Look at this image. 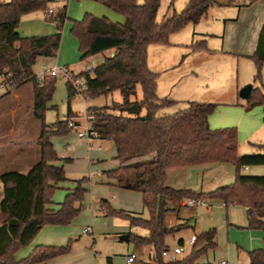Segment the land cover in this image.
I'll list each match as a JSON object with an SVG mask.
<instances>
[{
  "label": "trees",
  "instance_id": "16d2710c",
  "mask_svg": "<svg viewBox=\"0 0 264 264\" xmlns=\"http://www.w3.org/2000/svg\"><path fill=\"white\" fill-rule=\"evenodd\" d=\"M81 1V0H76ZM112 10L123 17L122 23L111 22L106 17L85 14L81 20L71 21L70 35L77 40L80 60L96 55L104 60L91 72L77 75L84 81L85 89L78 93L66 83L68 99L81 94L87 100L119 92L122 101L107 107H88L89 139L109 140L113 143L117 167L104 173L108 182L126 191L142 195L148 218L114 210L103 202L100 209L107 215L127 221L131 226L148 232L141 237L129 234L127 239L152 249L156 264H195L208 250L213 249L215 231L197 236L190 253L177 263L166 262L162 252L168 248L165 238L178 229L163 224L170 210L167 202L188 199L218 200L245 208L247 230L264 232V176H249L242 170L264 165V153L238 155L237 130L234 127L211 130L208 117L216 105L187 102L175 113L158 116L176 102L156 95L158 73L146 63V49L150 44L167 45L169 35L187 24L196 25L213 6L252 5L258 0H189L184 9L172 11L160 22L155 17L160 0H88ZM44 0H0V76L10 75L12 92L24 85L32 86V112L40 123L36 141L39 161L27 172H5L0 175V264H41L70 251L65 246H36L26 257L15 260L17 251L28 248L45 226H67L83 208L87 192V178L68 180L60 166L51 138L65 136L72 129L69 121L75 116L70 109L63 120L46 124L44 114L55 90V79L45 78L41 85L35 81L32 67L38 57L57 55L61 32L67 21L66 5L50 17L55 33L48 36L21 37L17 28L21 18L29 13L44 11ZM172 5V4H171ZM170 8V7H169ZM192 52L207 51L206 41L194 42ZM250 59L254 63L255 87L247 99L246 109L264 108V85L261 69L264 61V21ZM140 88L141 98L137 96ZM264 121V120H263ZM264 149V145H257ZM143 158V159H142ZM132 160H136L131 162ZM211 163L230 164L235 169L234 181L208 193L178 190L164 185L167 170ZM69 182L61 203L52 201L59 184ZM55 205V207H53ZM52 206V207H51ZM249 264H264V249L248 254ZM106 264H112L106 258Z\"/></svg>",
  "mask_w": 264,
  "mask_h": 264
},
{
  "label": "rangeland",
  "instance_id": "374dc122",
  "mask_svg": "<svg viewBox=\"0 0 264 264\" xmlns=\"http://www.w3.org/2000/svg\"><path fill=\"white\" fill-rule=\"evenodd\" d=\"M188 1L189 0H160V5L155 17L156 22H160L164 17L170 15L172 11H176L177 13L181 12ZM259 2L262 1L258 0L252 5L242 8L235 6L210 7L207 14L196 25L189 23L180 30L170 34L167 45H148L146 49L147 66L159 72L157 92L159 94L171 92L175 97H180L181 94L188 93V95L195 96V100L206 98L209 95L206 89L211 90L213 87H219L218 79H216L218 74H220L223 80L225 79L230 83L231 88H234L236 85L235 82L238 81L239 94L247 85H252L254 88L260 87L259 82H254L253 80L255 67L251 59L242 56L219 57L225 58V60L220 61L216 66H214V64L207 66L205 62L196 59L197 57H194L196 55L189 53L192 38L194 39L193 42L203 39V37L196 36V33H200L201 31L202 33H214L213 36H208L204 39L207 40L206 47L219 49L222 43V34L220 33H222L225 20L236 19L238 10L244 8L248 11H243L244 13H242L243 15L238 23L241 26L244 24L243 20L246 18L250 20L260 4L263 3ZM52 6L57 7L60 5L53 3ZM43 19L47 24L54 25L52 22L47 21L45 16ZM236 22L235 20L232 24H237ZM245 26L248 27L247 25ZM63 30L61 32L62 35ZM231 32H233V30H231ZM241 34H243V32L238 34L235 33L234 36L237 35V37L234 39H242ZM62 35L61 41L63 39ZM68 35L69 38L73 39L70 32ZM232 44L234 46V43ZM238 45L240 46L239 49H243L240 44ZM107 55V53L96 55L85 61L79 60V56L77 55L79 64L76 70H84L85 66L91 61L97 66L103 62L104 56ZM214 58H212V62L217 63ZM53 64L54 63H52V65ZM52 65L49 59L39 58L33 66L34 74H39L43 66L49 69ZM225 80L221 81V83L224 82V84H226L227 81ZM245 81L248 82L242 84ZM261 81L264 85V62L261 69ZM224 88L229 89L228 86ZM201 89L204 91L200 93ZM14 93L15 92L7 94L3 96L6 98L0 100V146L4 149H10L12 152L23 150L27 153V156H33V158L37 157L34 162L36 163L39 161L40 157L39 149L36 145L40 133V123L35 119L32 107H29L31 104L29 93L24 98L20 97L19 101L12 98L11 95ZM3 97H0V99ZM140 98L141 91L138 87L137 96L135 98L133 97L132 100H139ZM239 100L240 102H244L240 98ZM121 101L122 97L119 92H113L108 96H99L90 100L85 99L81 94H76L69 100L66 81L61 77L55 78V90L51 100L47 103V109L44 114L45 123L52 124L57 120H63L67 115L68 109H70L72 113H78V115H75L69 121V127L71 126L72 129L67 135L55 136L50 139L54 145L53 148L55 153L57 156H59V153L64 156L67 154L71 156V152L66 150V143H69V146L73 149L71 139H74L82 144H92L91 147L93 152L90 153L94 154L96 152V157L100 160L98 163L95 162L92 165H90L91 162L86 157L83 158V156L82 158L78 157L73 164L66 163L64 159L58 161L59 164L64 167L68 164L67 168L64 169L65 176L68 180H79L85 177L88 181L85 184L87 192L84 195L82 210L73 218L69 225L59 226L64 227L66 230H70L75 234L70 237L73 239L79 237V240L76 239L75 242L72 240L69 241V253L57 257L51 264H106V258H110L112 264H125V257L130 254H135L137 257L133 264H155L154 255L150 248L123 239V236L129 234L141 236L147 235L148 232L140 227L131 226L127 221L111 217L100 209L103 201L106 200L105 205L111 209L134 213L140 218L147 219L148 213L143 206L142 195L138 192L120 189L108 182L103 171L108 169L113 162L110 159L112 147L107 142H96L95 140L87 139V136L83 138L78 137V132L84 133V131L86 132L88 129V121L85 117L88 107H107L114 102L120 103ZM184 107L185 104L183 105V103H181L180 105V103H176L174 106L163 108L158 113V116L175 113ZM76 122H79L77 127H75ZM99 144L102 146V151H97ZM248 146L247 143L241 144L237 152L238 155L246 153L244 151H247ZM83 152H85V150H83ZM28 161L27 159V162ZM227 166L229 165H223L217 168L210 167L211 169H205V171L198 168L196 169L197 171H192L191 174L195 175L197 172L198 183L200 184L204 181V184H207L216 181L218 178H225L227 174L226 170L223 168ZM10 171L17 170L12 169ZM97 173L100 175L98 176ZM233 181L234 179L229 183L231 184ZM69 187H71L69 182L59 184L54 192L52 201L54 203H61L66 193L65 190ZM178 217L190 220L191 224L189 225L194 227V230L188 228L175 232L172 236H168L166 238V243L170 246V251L178 247L177 242L180 238L184 240L185 247L189 248V238L194 234L195 236H199L206 232L210 223L216 228L218 236L221 234V228L224 227L222 224L223 219H225L224 212L222 214L219 212L211 213L210 210H207L203 206H186L179 208L178 212L171 211L166 213L164 216V224L167 227L176 225L179 223ZM231 221L233 220L230 219L229 223H232ZM86 227H90L91 232L89 234L83 233ZM208 255L213 258L211 252L208 253ZM217 258H221L220 251L215 253V259Z\"/></svg>",
  "mask_w": 264,
  "mask_h": 264
},
{
  "label": "crops",
  "instance_id": "0c3cea01",
  "mask_svg": "<svg viewBox=\"0 0 264 264\" xmlns=\"http://www.w3.org/2000/svg\"><path fill=\"white\" fill-rule=\"evenodd\" d=\"M44 1H47L46 9L44 11H36L24 15L19 22L17 32L21 37L48 36L54 34L55 25L47 24L43 18L47 10L52 9L54 12H57L58 8H60L62 5L66 3L65 4L67 7L66 15L68 19L63 26L64 28L63 35L61 34L63 36V39L61 41V45H59L60 49L58 50L57 55L55 57L45 58V59H49L51 61V65L52 63H54L52 66H50V68L53 66L65 65V66H69L70 70L76 75L83 73L84 70H80V71L76 70V67L79 64L77 55L79 56V60L81 56L80 53L78 52L77 40L75 38L73 39L69 38L68 35L71 28V21L81 20L85 14H90L95 17H106L111 22H115V23H122L123 17L113 12L112 10L104 7L101 4L88 0H81V1L44 0ZM260 1H262L263 3L259 2L262 4H260V6L254 12V15L251 16V19L250 20H248L247 18L244 19L243 20L244 24H242L241 26L238 23L243 15L242 13H244L243 11H248L245 10L244 8L238 10L236 19L225 20L222 33H220L222 34L221 35L222 43L219 49L207 47V51L192 52L191 49L189 48L190 51L189 53L196 55L194 57H197L196 59H198L199 61L205 62L207 66L213 64L214 66H216L217 64H219L220 61L225 60V58H219V57L242 56L247 59H250V56L253 54L255 50V46L259 36V31L264 21V0H260ZM53 3H57L60 6L53 7L52 6ZM235 20L237 21L236 22L237 24H232ZM245 25H247L248 27H246ZM231 30H233V32H231ZM230 32L231 34L229 36ZM240 32H243V34H241L242 39L240 40L234 39L235 37H237V35L234 36V34L235 33L238 34ZM213 35L214 33L211 32L202 33L201 31L200 33H196V36L203 37V39L201 40H204L208 36H213ZM193 40L194 39L192 38L191 45L194 43ZM205 41L207 44V40ZM232 43H234V46ZM238 44H240L243 47V49H239L240 46ZM39 58H44V57H38L37 59ZM212 58H214L215 61H217V63H213ZM46 68H47L46 66H43L40 72L47 70ZM149 69L152 72H156L159 74L158 71L153 70L151 68ZM32 71L34 73L33 67H32ZM216 79H218L219 87L218 88L213 87L211 90L206 89L207 93L209 94L208 97L206 98L195 100L194 98L196 97L193 95H188V93L181 94L180 97H175L171 92H167V93L163 92L159 94L157 92L158 79H157L156 95L160 99L162 98L170 99L175 101L176 103H180V105L181 103H183L184 105L187 102H191V101L215 104L216 108L214 112L208 117L209 128L211 130H216V129L234 127L237 130V142H238L237 152L241 144L247 143V145H249L247 151H244L246 153H241L239 154L240 156L264 153V149H260L259 147H257V145H264V133H263L264 108L262 106H256L247 110L246 109L247 100H244L239 96L238 81L235 82L236 83L235 87L231 88V85L227 80L224 79L225 81H227L226 84H224V82L221 83V81L224 80L222 77H220V74H218V77ZM246 82L248 81H245L242 84H246ZM227 86L229 87V89L224 88ZM251 87L252 89L254 88L252 85ZM203 91L204 90L201 89L200 93ZM28 93L30 96V103L32 104V86L30 84L24 85L11 96L13 99L19 101L20 97L24 98L25 96H27ZM4 98L6 97L1 98L0 100ZM239 98L242 99L244 102H240ZM31 104L29 105V107L31 106ZM73 114L78 115V113H73ZM78 124L79 122H76L75 127H77ZM79 133L81 132H78V134ZM90 140L93 141L95 140L96 142H100V143L107 142L112 147L110 159L112 160L113 163H111L110 167L105 171H103V173L116 168L117 161L114 160L116 151L113 143L109 140H99V139H90ZM71 142L73 149H71L69 143H66V150L71 152V156H69L68 154L64 156L63 154L61 155L59 153L58 157L60 160L64 159L66 163L73 164V162L78 157L82 158L83 156V158L86 157L91 162L90 165L94 164L95 162L96 163L99 162L100 159L96 157L97 153L96 152L94 154L90 153L93 152L91 147L92 144L90 143L82 144L78 140H74V139H71ZM83 150H85V152H83ZM97 151H102V146L100 144L97 147ZM36 158L37 157L33 158V156L31 157L27 156V153H25L23 150L12 152L10 151V149H4L1 148L0 146V175L5 172H10V170L12 169L17 170L16 172L25 173L35 164L34 162L36 161ZM27 159L29 160L28 162ZM134 161L136 160H132L131 162ZM53 164L62 167L63 171H65L64 169H66L68 166L67 164L64 167L60 165L58 161L53 162ZM223 165L224 166L229 165L223 168L226 170L227 175L225 176V178L223 179L218 178L216 181L211 183L209 182L207 184H204V181H202L199 184L197 172L195 173V175L191 174L192 171H197L196 169L198 168H201L203 171H205V169L207 170L211 168H217ZM229 167H231L230 164L211 163V164H203V165L170 169L166 171L164 185L178 190H191L192 192L195 193H208L214 191L219 187L225 186V184H230L229 182H231V180L234 179L233 173L235 174V169L233 166L231 168ZM242 173L249 176H264V165L247 167L242 170ZM97 175L99 176L100 174L97 173ZM204 200L206 202V206L203 207L206 208L207 210H210L211 213L219 212L220 214H222L224 212L225 219H223L222 221L224 227L221 228V234L218 236L216 233V228L213 226V224L211 225L210 223L209 228L207 229L206 232L210 230L215 231V237L213 240L215 246L213 249H210L205 254L201 255L195 261V264H218V262L222 259L226 260L227 264H249L248 254L254 250L264 249V232L246 229L247 215L245 208L233 204L226 205L225 203H224L225 206H223V202L218 200H209V199H204ZM185 201L186 200H182V201L171 200L168 201L166 205L167 208L170 210L169 212L171 211L178 212L179 208L186 207ZM103 202H106V200H104ZM53 207H55V205H53ZM230 219L233 220L231 221L232 223H229ZM178 220H179L178 224L173 225L171 227H167L164 224V217H163V224L167 228H173V227L177 228L178 230L176 232L188 228L194 230V227H191V225H189L191 224L190 220L181 219L179 217ZM86 228H90V227H86ZM72 235L75 234L72 233L70 230L64 229V227L45 226L39 231V233L33 239L31 245L26 249L17 251L14 255V258L15 260L23 259L36 246L59 247V246L67 245L68 242L71 240L74 242L76 239L79 240V237L76 239L70 237ZM145 236L147 235H141V237H145ZM166 238H165V245L168 249H170V246L166 243ZM189 240H188L189 248L185 247V243L182 238H180L177 242L178 246L184 247L185 252L183 258L189 255L194 245L191 244ZM145 247L150 248L149 246H145ZM217 251H220L221 258L215 259V253ZM210 252L212 253L213 258H211L208 255V253ZM55 260L56 258L41 264H51Z\"/></svg>",
  "mask_w": 264,
  "mask_h": 264
},
{
  "label": "built area",
  "instance_id": "2783aa9c",
  "mask_svg": "<svg viewBox=\"0 0 264 264\" xmlns=\"http://www.w3.org/2000/svg\"><path fill=\"white\" fill-rule=\"evenodd\" d=\"M54 11L52 9L47 10L45 14L46 20H49L50 17L53 15ZM95 64L93 61L89 62L84 69V72H91L95 68ZM61 77L66 82H68L73 88L80 93L85 89L84 81L82 78H79L76 74H74L68 66H53L43 72H40L39 74L35 75V81L37 84L41 85L45 78H56ZM10 78V75L7 76H0V97H3L7 94L12 93V84L8 81ZM86 119H88V114L86 112L85 114ZM71 127V126H70ZM87 131V130H86ZM84 136H87V132L84 131L78 134L79 138H83ZM87 139L88 136H87ZM185 206L187 207H198V206H206V202L204 199H188L185 201ZM223 206L225 204L223 203ZM91 232L90 228H85L83 230L84 234H89ZM197 240V237L195 235H192L190 237L189 242L191 244H194ZM184 247L178 246L175 247L170 251V249L164 250L162 252V258L169 263H177L182 260L184 255ZM137 257L135 254H130L125 257V264H133L136 261ZM218 264H227V261L222 259L218 262Z\"/></svg>",
  "mask_w": 264,
  "mask_h": 264
},
{
  "label": "water",
  "instance_id": "95a60500",
  "mask_svg": "<svg viewBox=\"0 0 264 264\" xmlns=\"http://www.w3.org/2000/svg\"><path fill=\"white\" fill-rule=\"evenodd\" d=\"M251 90H252V87L251 85H247L245 86V88L243 90H241L239 96L244 99V100H247L250 93H251ZM123 239L126 240L127 239V236H123Z\"/></svg>",
  "mask_w": 264,
  "mask_h": 264
}]
</instances>
